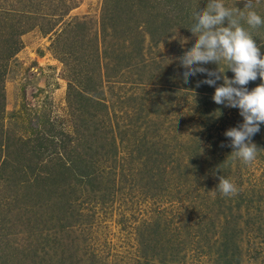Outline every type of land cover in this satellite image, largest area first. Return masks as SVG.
<instances>
[{
  "label": "rangeland",
  "instance_id": "obj_1",
  "mask_svg": "<svg viewBox=\"0 0 264 264\" xmlns=\"http://www.w3.org/2000/svg\"><path fill=\"white\" fill-rule=\"evenodd\" d=\"M59 1L61 10H71L50 32L37 27L22 34L21 48L6 60L0 50V260L6 254L35 253L63 254L72 264H264V124L252 137L255 160L232 159L224 132L242 121L239 110L216 104L214 86H197L205 74L189 75L187 83L181 79L183 66L176 56L195 39L188 30L191 22L183 27L176 17L170 36L163 37L159 31L141 32L138 23V35L110 46L120 55L119 65L101 47L82 53L66 44L75 19L87 22L82 32L99 34L105 1ZM178 1L192 10L209 2ZM247 2L223 0L241 11H247ZM251 2L264 17V0ZM13 4L16 0H0L6 9ZM250 31L264 52V25ZM225 66L218 64L221 71ZM224 74L233 75L228 69ZM260 81L258 76L246 87ZM198 101L214 113L209 125L197 112ZM40 138L52 141L64 159L62 145L67 144L74 170L91 173L95 187L71 180V191L62 196L47 179L44 186L28 185L42 169L36 164L32 174L25 168L16 140L33 145ZM47 149L38 158L48 168L46 177L52 156L50 145ZM174 162H181L182 173L188 165L186 178L197 180L191 194L184 195L186 186L177 184ZM215 169L234 182L235 194L220 192ZM46 236L56 240L54 245L35 250Z\"/></svg>",
  "mask_w": 264,
  "mask_h": 264
},
{
  "label": "trees",
  "instance_id": "obj_2",
  "mask_svg": "<svg viewBox=\"0 0 264 264\" xmlns=\"http://www.w3.org/2000/svg\"><path fill=\"white\" fill-rule=\"evenodd\" d=\"M104 6L102 7L100 22H99V34L96 33L86 34L84 26L87 22L83 19H75L73 22H76L74 26H70L67 30V33L70 32V41L66 44L70 46L72 44V52L79 51L84 52L88 50H97V48L101 47L102 51H104V55L107 58L113 57L114 61L121 65L123 62L120 60V55H115L110 46L113 44V40L125 39L129 35L133 33V35H138V31L136 30V25L139 23L141 27L139 30L142 32L144 29L146 33H152V31H159L162 36H170L171 27L176 25V17L183 23V27L187 26L188 22L192 21L191 16V4L183 5L182 2H176V0H104ZM246 1V0H245ZM248 1V0H247ZM64 6L63 2L57 0L55 3L51 4L50 0H16V4L10 8L0 7V12L5 11L6 17H0V50H1V60H6L12 55H14L22 46L21 40L19 37L34 29L39 27L44 34L50 32L54 25L59 22V20L66 14L69 13L71 7H66L64 10H61L60 6ZM111 8L114 12L111 11ZM9 12H14L15 14L11 17ZM137 20H135V19ZM129 22V23H127ZM155 22H159L157 26ZM126 24L125 27H121L120 24ZM69 24V23H68ZM68 24H65L68 25ZM73 25V24H72ZM63 26V27H65ZM86 27V26H85ZM156 27V28H154ZM190 27V26H189ZM154 29V30H153ZM3 31L4 34H1ZM78 31V32H77ZM65 35V39L67 40L68 34L63 32V28L59 31ZM169 33V35H167ZM81 34V35H80ZM86 34L89 37L88 40L84 39V35ZM153 34V33H152ZM160 37H158L159 39ZM256 40V39H255ZM137 52V51H136ZM81 56V55H80ZM261 82V81H260ZM70 84L68 83V88ZM1 88V85H0ZM0 93V97L2 96ZM205 96H209L210 92H204ZM211 94V93H210ZM4 98V96H2ZM81 98L85 99V96L81 94ZM207 100L206 97L201 98ZM204 102L196 103L197 112L199 115L203 117L204 124L209 125L212 122V118L214 113H209L208 108L206 107V103L202 105ZM214 119V118H213ZM215 121V119H214ZM30 140H16L17 143V151L21 157L26 158V169L30 172L33 169H36L37 166H40L42 170L36 171L32 180L36 179L34 182H30L28 185L32 186H44L46 185L45 179L48 180L47 183H54L58 189L60 187L62 190V196L69 193L71 190L67 189L68 187H72L74 183L71 180H76L75 183L81 184L83 180H85L91 189L95 187V177L91 175L89 172H81L80 170L76 173L74 170L73 164L70 163V156L68 153L70 152L69 148H67V144L62 145V149H64V155L66 158L64 159L63 154L58 153L55 150V144H48L47 139L40 138L33 145H30ZM15 143V144H16ZM50 145V153L52 154L51 158L48 160L50 165L48 171V177H46L43 172L44 169H48L45 163L39 161V155H46L47 148ZM81 147V144L79 145ZM77 149V147H76ZM28 155L29 158H28ZM72 157V156H71ZM17 158H20L17 156ZM76 158V157H74ZM8 158H4L1 163L5 164ZM181 162H174L173 169H176L180 172V178H177V184L180 187L187 188V192L184 195L191 194L194 190V184L197 180H193L186 178L191 170L188 165H184L183 173ZM213 163V162H212ZM35 167V168H34ZM15 168V171L18 169ZM23 168V166H20ZM21 171V170H20ZM214 175L216 177L219 176L220 170H213ZM43 172V173H42ZM32 173V172H31ZM66 173V174H65ZM67 173L71 175L69 179ZM23 174H27V171H23ZM33 174V173H32ZM77 176V177H76ZM220 177V176H219ZM77 178V179H76ZM27 181V180H26ZM171 181V180H169ZM196 205L191 206V209H196ZM63 206L65 204L63 203ZM253 217V216H249ZM202 219L207 220L208 215H203ZM204 224V223H202ZM205 224H209L206 222ZM206 228V226H205ZM260 228L258 227V230ZM55 239L51 240L50 237H44L39 242H37L35 250L45 248L46 246L54 245ZM52 243V244H50ZM79 263V261H77ZM0 264H72V262H67V257L63 254L55 257L53 255H47V258L43 257V255H35V253L31 257H21V256H13L11 254H6L1 258Z\"/></svg>",
  "mask_w": 264,
  "mask_h": 264
},
{
  "label": "clouds",
  "instance_id": "obj_3",
  "mask_svg": "<svg viewBox=\"0 0 264 264\" xmlns=\"http://www.w3.org/2000/svg\"><path fill=\"white\" fill-rule=\"evenodd\" d=\"M245 7L247 11H241L227 7L223 0H209L205 7L194 8L188 30L195 34V39L183 48L176 60L183 66V82L187 83L189 75L203 73L205 78L197 86L200 83L214 86L212 100L216 104L239 110L242 121L226 129L224 135L229 138L232 159L250 163L258 151L252 137L264 124V52L250 29L264 25V17L254 9L251 0ZM221 61L226 65L222 71L218 68ZM209 63H214L216 69L204 67ZM226 69L233 73L231 77L224 74ZM258 76L261 83L247 88L249 81ZM217 186L226 196L237 191L233 181L221 176Z\"/></svg>",
  "mask_w": 264,
  "mask_h": 264
}]
</instances>
